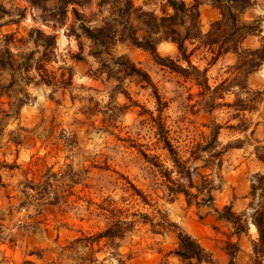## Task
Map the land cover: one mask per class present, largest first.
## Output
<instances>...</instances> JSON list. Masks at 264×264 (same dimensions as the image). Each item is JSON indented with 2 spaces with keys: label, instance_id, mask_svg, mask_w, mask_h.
<instances>
[{
  "label": "rangeland",
  "instance_id": "rangeland-1",
  "mask_svg": "<svg viewBox=\"0 0 264 264\" xmlns=\"http://www.w3.org/2000/svg\"><path fill=\"white\" fill-rule=\"evenodd\" d=\"M133 1L161 15L160 0ZM184 1L199 3L204 34L221 19L213 0ZM100 3L77 7L81 21L70 6L65 23L56 24L45 22V14L27 0H0L9 12L0 10V51L8 46L14 54L30 53L35 49L30 32L40 29L57 37L48 70L59 80L63 72L65 79L73 74L64 87L25 85L24 74H16L18 81L0 98V226L11 229L6 242L0 239V264H183L174 254L180 231L199 241L214 264H231L233 244L234 264H252L258 200L251 192L256 176L264 174L256 154L264 157V64L241 89L234 83L236 54L213 60V54L198 50L191 62L207 71V90L192 71L185 79L144 49L113 46L116 57H128L149 74L163 101L159 107L146 83L109 77L90 54L97 47L67 31L75 25L81 33L82 22L103 26L110 12ZM252 4L244 20L260 19L262 34L244 41V49L258 48L264 38V0ZM47 6L55 8L57 0ZM157 52L188 67L174 43H161ZM11 79L8 71L1 73L2 85ZM239 98L253 108L237 112L228 106ZM160 120L190 177L178 174L164 148ZM215 125H220L217 142L203 149ZM168 177L196 196L177 193ZM204 184L211 202L207 191H198ZM225 206L242 216L241 234L218 218L215 210ZM110 228L115 237H102Z\"/></svg>",
  "mask_w": 264,
  "mask_h": 264
},
{
  "label": "trees",
  "instance_id": "trees-1",
  "mask_svg": "<svg viewBox=\"0 0 264 264\" xmlns=\"http://www.w3.org/2000/svg\"><path fill=\"white\" fill-rule=\"evenodd\" d=\"M33 8L41 11L44 21L48 20L63 24L66 21L68 8L73 7L72 13L75 21H81L85 18L77 7L87 8L91 0H57L55 8H49L47 3L51 0H27ZM161 15L155 11L148 12L143 8L135 7L133 0H101L100 6H108L110 15L104 19V24L101 27L92 28L85 22L80 24L81 33L75 28V25L68 28L67 31L76 39L82 36L87 37L94 46L96 51L90 52L92 56L99 59L101 71L107 73L111 78H115L122 82L127 78H134L141 83H146L148 87L153 89V94L157 100L158 106L162 107V98L153 83L149 74L138 67L133 61L126 56L116 57L112 52L113 46L118 43H130L131 45L144 49L150 52L163 66L168 67L175 73L185 79L191 77V71L194 72V81L199 86H205V89L210 90L207 79V71H201L198 67L192 65L191 55L194 52L204 49L213 54V60H217L229 53H234L237 56V64L233 71L236 73L234 83L241 89H246V81L249 76L259 70L264 64V38L261 45L255 49H244L242 44L251 36H261V20L246 21L244 14L253 4L252 0H213V4L220 10L221 19L212 24L211 30L204 34L200 25L199 3L188 4L184 0H160ZM0 10L4 14L9 12L0 4ZM49 17L47 18V16ZM30 41L34 43L35 49L28 54H14L8 46L0 51V77L1 73L8 71L12 77L10 85H2L0 81V98L6 95V91L13 87L18 80L16 74L22 73L25 85H57L65 86L72 83L73 74L70 73L69 78H66V73L63 72L60 80L56 75L47 68L48 63L52 61V54L55 53L57 46V37L53 34H46L40 29H35L30 32ZM163 42H171L177 46L181 61L186 62L188 67H183L182 64L175 62L169 58H162L158 52V45ZM198 43L194 50L189 52V46ZM42 51H39L40 48ZM189 52V53H188ZM41 53L38 59L35 55ZM78 60L82 59V54L75 55ZM116 68V69H115ZM66 71V70H65ZM34 72L35 76L28 75ZM203 79V81H202ZM225 82L217 87L220 89L225 87ZM127 94V93H126ZM18 107H22L25 101L18 100ZM236 108L237 112L251 110L253 107L250 101L239 98L234 104L228 105ZM161 122V120H160ZM220 130V125H215L212 132L213 140L203 149H209L217 141V135ZM159 135L162 136L164 148L169 152L172 161L176 168H179L178 174L181 176H191V173L186 166L179 160L178 153L168 139L167 131L164 124H159ZM257 157L264 163V157ZM170 183L177 188V193H183L186 197L192 195L185 187L170 179ZM190 184L193 186V183ZM174 191V190H173ZM200 194L207 191V188L201 186L198 189ZM251 195L254 200H258L255 205V212L252 216V223L258 232V240L253 246V263L264 264V174H259L252 185ZM209 202L214 200L211 192L207 191L204 195ZM218 213V218L232 224L235 233L241 234L244 232L245 225L242 221V216L237 215L232 207L225 206L223 211L215 210ZM116 233H119L118 231ZM115 237L113 229L110 228L102 237ZM178 248L174 254L183 264H214L212 256L195 238L183 231L178 233ZM235 250L231 255V264H234L237 255V245H232Z\"/></svg>",
  "mask_w": 264,
  "mask_h": 264
},
{
  "label": "built area",
  "instance_id": "built-area-1",
  "mask_svg": "<svg viewBox=\"0 0 264 264\" xmlns=\"http://www.w3.org/2000/svg\"><path fill=\"white\" fill-rule=\"evenodd\" d=\"M10 232H11V229L9 227L0 226V239L2 242L7 241L8 233Z\"/></svg>",
  "mask_w": 264,
  "mask_h": 264
}]
</instances>
